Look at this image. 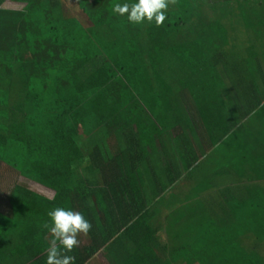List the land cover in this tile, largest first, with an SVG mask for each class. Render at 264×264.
Returning <instances> with one entry per match:
<instances>
[{"label":"trees","instance_id":"obj_1","mask_svg":"<svg viewBox=\"0 0 264 264\" xmlns=\"http://www.w3.org/2000/svg\"><path fill=\"white\" fill-rule=\"evenodd\" d=\"M123 2L0 0V164L23 180L0 210V264H45L55 207L92 225L62 253L75 264L99 254L111 264L204 262L181 244L185 226L209 221L229 236L226 228L243 223L231 184L215 190L211 172L197 171L218 143L228 151L231 135L253 138L238 131L264 112V77L255 76L264 64L254 56L264 45V0H170L160 26L129 24L112 12ZM241 150V159L256 154ZM200 180L212 187L199 182L192 201L212 203L186 213L188 188ZM175 184L180 191L164 195Z\"/></svg>","mask_w":264,"mask_h":264},{"label":"rangeland","instance_id":"obj_2","mask_svg":"<svg viewBox=\"0 0 264 264\" xmlns=\"http://www.w3.org/2000/svg\"><path fill=\"white\" fill-rule=\"evenodd\" d=\"M264 32V31H263ZM256 58H260L261 64L263 66V62H264V45L263 44H258L256 50H255V55ZM262 70V69H261ZM260 71H256L255 76L259 79V77L262 75V77H264V73ZM261 72V73H260ZM259 92L261 94H264V82H260L259 85ZM264 109V107H263ZM263 115V116H262ZM264 112L262 110H257L254 112V114L252 115V117H250V119L247 120V122H245L241 128L238 131V134H240L242 131L246 134V135H250V133H252V136H254L253 138L250 137L248 140L246 138V136L240 135V139L237 140V142H239L238 144L236 143V138L233 137V141L232 144L230 145L231 148L228 149V151L226 152V158L223 157L222 154H218L213 153L215 146L213 147V150H211L207 156L204 157L203 159V163L201 164V166L199 167L198 171H197V175H204V174H209L210 172H212V168L214 166H216L217 168L220 167H225L226 169L230 170V168H232L233 170H235L237 172V174L239 175V177L241 179H243L244 181H247V185L249 187L250 193H251V198L248 201V205H244L242 204L243 201V195H239L240 193H237V190H234L233 193V199L231 200V203L233 204H237L238 205V212L237 214L240 215L239 217H242L244 215H246L247 217L250 215V218L248 220V222L254 226L256 223H258V228L257 229H262V227H264V222H260L261 220H264V182H256L258 180H264V156L262 157L260 154V152H263L264 154V141H256L255 138H257V136H259L260 133H264ZM213 137V135L211 136ZM181 141V140H180ZM244 141H248L247 144L244 146ZM256 141V142H255ZM245 149L246 147H250L252 150H256V154L255 156L252 154V158H245V159H241V154L243 153V150L239 151V149ZM259 152V153H258ZM156 155V156H155ZM158 154H154L152 153V157L154 160V163L157 164V162H159V157L157 156ZM225 156V154H224ZM153 162V161H152ZM160 163V162H159ZM161 166V164H160ZM0 210L4 211L8 210V208L6 207V205L8 204L6 201V195L5 193H8L9 189L11 188V186L13 184L18 183L19 178H15V174L12 175H8L6 173V167L3 164H0ZM215 167V168H216ZM160 171V170H159ZM235 172V173H236ZM161 175V173H160ZM162 176V175H161ZM220 178H216L215 179V185L213 184V188L216 190V188H220L219 183H220V179L221 181L223 179L227 178H233V176H224L221 175L219 176ZM202 178V177H201ZM23 181L22 179H20L19 182ZM199 182H201L202 185H206V186H210L212 187V185H207L203 180L198 181L194 186L191 185L188 188V194L185 196V199L187 201H189V203H187L186 207L184 208V211H187L186 213H190L192 214V212L194 210H196L197 208L199 209L201 204H205L208 205V203H212V200H208V199H203V200H199V201H192L195 197V195L198 193V188H199ZM261 185H260V184ZM176 185V184H175ZM172 185L166 193H164V195H166L168 192L171 193V191L173 192L175 190V192H179L180 191V187L178 185ZM217 185V186H216ZM197 187V190L194 191V188ZM216 187V188H215ZM29 188L31 190H33L36 193L42 194L46 197H50L51 192L46 191V192H40L38 190H36L35 186H29ZM258 189H261V191H258ZM171 190V191H170ZM219 191L224 190L222 189H218ZM163 196V195H162ZM224 198H222V201ZM192 201V202H191ZM210 201V202H209ZM218 202V204L223 203L221 200H216ZM260 202L262 203L261 207H260ZM246 203V202H245ZM211 205V204H210ZM154 209V208H153ZM201 210V209H200ZM197 210V213L200 211ZM203 210V214L206 216V218L209 217L208 213H206ZM260 210V212H259ZM258 212V213H257ZM199 214V213H198ZM253 215V217L251 216ZM256 216H258L257 219H254ZM198 219V218H197ZM253 220V222H252ZM198 223L200 220H197ZM213 223V222H211ZM209 221L207 223H204L203 225H197L195 228H192V226L186 225L185 226V230L184 232L186 233L185 236H182L181 232H175V234H179L182 236V240H181V244H186V248H188V255H192L194 253L196 254H200L206 256V259H204V263L205 264H217L218 262H221V264H224L223 262L226 261V264H239V262H230V260H232V256L233 255H229L232 254L231 248L233 247V245H235V241L233 240H229L228 236H218L216 233H214L210 228H209ZM250 224L248 223H239V226L237 223H235V226L237 228L235 229H229L226 228L230 232H234L236 231L237 233L241 232L240 230H243L242 227L245 226H249ZM263 225V226H262ZM233 226V224H232ZM213 228V226H212ZM177 229H181V227L177 228ZM264 231V229H263ZM216 235L218 236V238L216 237ZM204 238L207 240V242H216V245H214V249L211 253L212 248L209 246V243H204ZM241 244V243H240ZM213 247V245H212ZM223 248H226L225 250ZM234 250H236L237 246L233 247ZM216 253V254H215ZM215 254V257H221V259L219 261H217L213 255ZM241 255V254H240ZM198 256V255H196ZM97 259H96V258ZM195 257V255H194ZM192 256V258H194ZM246 258H250L247 257ZM93 261H95L94 264H110L111 261H109L108 259L104 258V256L102 255H96L93 257ZM216 261V262H215ZM230 262V263H229ZM254 262V261H253ZM220 264V263H219Z\"/></svg>","mask_w":264,"mask_h":264},{"label":"clouds","instance_id":"obj_3","mask_svg":"<svg viewBox=\"0 0 264 264\" xmlns=\"http://www.w3.org/2000/svg\"><path fill=\"white\" fill-rule=\"evenodd\" d=\"M170 0H125L112 5V12L126 18L129 24L145 22L160 26L166 19ZM44 227L51 233V246L45 264H75V257L62 255L78 244L77 235L87 234L92 225L83 213L69 208L55 207L48 212Z\"/></svg>","mask_w":264,"mask_h":264},{"label":"crops","instance_id":"obj_4","mask_svg":"<svg viewBox=\"0 0 264 264\" xmlns=\"http://www.w3.org/2000/svg\"><path fill=\"white\" fill-rule=\"evenodd\" d=\"M217 132H221V131H217ZM237 137L235 136L236 143H238L237 142V140H238ZM228 138H230V139H228V141H227L228 144H229V146L227 147V150L229 148H231L230 145L232 144V141H233L232 135H231V137H228ZM255 139L257 141V138H255ZM220 149H221V146L218 143L216 145L215 150L213 152L214 153L217 152L218 154H222L223 157L226 158V156H224V154H226L225 150L224 151H220ZM153 163H154V160H153ZM156 170H157V172L160 170L158 174L161 173V175H162L161 176V179L163 180L162 182L165 183V177H164V174H163L162 169H159L158 168ZM235 172L236 171L233 170L232 168H230V170H228L225 167H220V168H217L216 167L215 168V166H214L213 167V171L210 173V175L212 176V178H214V180L216 178H220L219 176H221V175H224V176H233V178H231V179L230 178H227V177L225 179H223L222 181L220 179L219 185L220 186L221 185L222 186H225L226 183L231 184L232 188H234V190H237L238 191L237 193H240L239 195L245 196V197H243V200L246 201L245 205L246 204L248 205V203H249L248 201L250 200V199L248 200V198L251 196V193H250V190H249V187L248 186H245L246 189H243L244 185H247V181H244L243 179H241L240 177H238L240 175V173L238 175L237 172L236 173ZM256 182H264V180H258ZM35 187H36V190H38L40 192H43V193L46 192V191L51 192V194H50L51 196L49 198H52V196H53V192L52 191L45 190L44 188H41L40 186H35ZM167 190H166V192H167ZM258 191H261V189H258ZM263 191H264V189H263ZM228 197H230L229 199L233 198V194L230 195V196H228ZM234 205L235 204L232 203L230 206L233 207ZM261 205H262V203L260 202V207H261ZM259 212H260V210H259ZM223 213L226 214V212H223ZM229 214H231V212ZM251 216L253 217V215H251ZM220 217H225L221 213V211L219 213V218ZM249 218H250V215L248 217L246 215H244L243 218L241 217V219H239V221L240 222H243V223L250 224L248 222ZM257 218H258V216H256L255 218H253V220L254 219H257ZM253 220H252V222H253ZM233 221H236V220L233 219ZM260 222L262 223V222H264V220L263 221L261 220ZM234 223H236V222H234ZM257 228L258 227H257V223H256L255 224V229H252V225H249V226H247V228H245L243 230H240L241 232H239V233H237L236 231L229 232V236H228L229 237V240H233L234 239V241H235V245H233V247H235V246L239 247L236 250H234V248L232 247L231 248L232 254H229V255H235L236 258H237V262H239V264H251V260L254 261L253 264H264V231H263V228L264 227H262V229H257ZM216 237H218V236L216 235ZM223 249L225 250L226 248H223ZM215 254L213 256H215ZM246 256L247 257H250V258H246ZM215 259L217 261L220 260L219 257H217ZM93 260L94 259L92 258V262H93ZM230 262H234V261L230 260ZM94 263H95V261H94ZM219 263L221 264V262H218L217 264H219ZM193 264H205V263L204 262L197 261L196 263H193ZM210 264H212V263H210Z\"/></svg>","mask_w":264,"mask_h":264},{"label":"flooded vegetation","instance_id":"obj_5","mask_svg":"<svg viewBox=\"0 0 264 264\" xmlns=\"http://www.w3.org/2000/svg\"><path fill=\"white\" fill-rule=\"evenodd\" d=\"M244 108H245V106L247 105V104H241ZM226 139V138H225ZM215 148H216V146H215ZM215 148H214V150H215ZM213 150V149H212ZM156 156V155H155ZM158 156V155H157ZM159 157V156H158ZM160 162V161H159ZM159 162H157V164L156 163H154V166H155V169H162V167L160 166V163ZM104 258H106V259H108V257L107 256H105ZM109 260V259H108ZM110 261V260H109ZM110 264H111V262H110Z\"/></svg>","mask_w":264,"mask_h":264}]
</instances>
